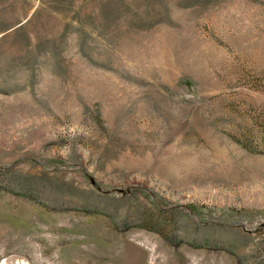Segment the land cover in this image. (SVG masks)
I'll use <instances>...</instances> for the list:
<instances>
[{"label": "rangeland", "instance_id": "1", "mask_svg": "<svg viewBox=\"0 0 264 264\" xmlns=\"http://www.w3.org/2000/svg\"><path fill=\"white\" fill-rule=\"evenodd\" d=\"M0 264H264V0H0Z\"/></svg>", "mask_w": 264, "mask_h": 264}, {"label": "trees", "instance_id": "2", "mask_svg": "<svg viewBox=\"0 0 264 264\" xmlns=\"http://www.w3.org/2000/svg\"><path fill=\"white\" fill-rule=\"evenodd\" d=\"M119 193H121V194H125V193H129V192H124V191H121V192H119Z\"/></svg>", "mask_w": 264, "mask_h": 264}]
</instances>
